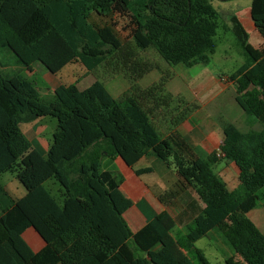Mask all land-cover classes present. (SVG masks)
Segmentation results:
<instances>
[{
    "label": "trees",
    "instance_id": "16d2710c",
    "mask_svg": "<svg viewBox=\"0 0 264 264\" xmlns=\"http://www.w3.org/2000/svg\"><path fill=\"white\" fill-rule=\"evenodd\" d=\"M93 13L129 17L137 48L188 68L211 64L223 18L209 0H0V55L9 50L29 72L35 62L54 75L74 63L92 72L122 49L113 26L92 23ZM251 16L264 38V0H252ZM230 22L248 59L229 80L238 106L263 128L242 132L225 123L227 145L205 158L179 132L162 136L139 96L119 101L95 80L83 90L62 83L45 102L26 76L0 70V177L14 174L26 191L15 198L0 181V264H211L195 243L215 228L244 264H264V230L249 217L264 203V49L249 43L236 16ZM46 117L57 127L44 156L21 125ZM149 155L172 164L176 190L192 188L205 205L185 232L175 233L173 216L163 211L133 233L112 199L120 182L102 169L103 159L119 157L133 168ZM222 159L238 168L239 190L214 172ZM51 180L60 198L47 187ZM29 228L46 243L38 252L23 238Z\"/></svg>",
    "mask_w": 264,
    "mask_h": 264
},
{
    "label": "rangeland",
    "instance_id": "374dc122",
    "mask_svg": "<svg viewBox=\"0 0 264 264\" xmlns=\"http://www.w3.org/2000/svg\"><path fill=\"white\" fill-rule=\"evenodd\" d=\"M212 5L223 16L220 22L218 35L216 36L217 50L211 56V64L208 65L219 77L232 75L240 66L247 62V55L239 46L231 31L230 12L227 11L226 2L209 0ZM90 21L99 26L110 24L122 40L121 51L113 59L105 62L92 72H89L82 64H70L58 76H52L42 65L37 68L36 74L29 75L27 71L15 66L8 74H23L33 80L39 88V97L42 101L54 100L51 88L55 89L62 83L76 84L80 90L90 86L95 80L102 81L108 91L117 100L122 101L127 95H136L144 103L150 112L151 120L162 134L171 129L182 127L202 128L203 115L210 113L213 118L206 121L213 130H221L225 123L235 124L242 132L249 130H261L263 125L254 117L247 115L234 101V94L230 91L214 96L213 90H204L200 80L204 77L201 66L192 68L184 65L171 66L162 60L155 49L142 50L136 47L132 36V24L130 18L119 14L113 17L92 14ZM6 53L3 56L6 58ZM10 65H14L15 56L9 52ZM2 57V59H4ZM4 61H8L4 59ZM148 91H152L148 95ZM122 105V103H121ZM44 121L45 131L37 133V128L32 124H23L22 130L32 138L44 137L49 142L52 140L56 130V120L46 117ZM159 161V160H158ZM141 164L157 166L150 157H144L139 161ZM162 163V161H161ZM167 165H172L165 162ZM167 167L164 165L163 168ZM161 170V169H160ZM165 175L171 177V172L166 169ZM214 172L226 183L230 190H239L240 182L238 172L232 162L223 160L214 166ZM160 172L155 175L159 178ZM145 177L151 175L146 174ZM0 181L17 194L18 188L23 186L12 173H5ZM53 190L52 185H49ZM260 230H264V203L258 201L255 208L249 213ZM179 230L176 228L175 233ZM182 230V232H185ZM224 231L215 228L208 236L203 237L195 243L196 247L204 254L211 264H244L235 254L234 250L226 243Z\"/></svg>",
    "mask_w": 264,
    "mask_h": 264
},
{
    "label": "crops",
    "instance_id": "0c3cea01",
    "mask_svg": "<svg viewBox=\"0 0 264 264\" xmlns=\"http://www.w3.org/2000/svg\"><path fill=\"white\" fill-rule=\"evenodd\" d=\"M251 3L252 0L226 1V5L228 6L227 11L230 12L228 16L229 19L231 16H236L239 19L249 35V43L252 46L255 48L264 49V38L258 32L251 16ZM4 52H7L6 58L3 56ZM9 52V50L5 49L0 55V70L6 74H8L9 71L14 70L15 66H18L16 64L10 65L8 63L11 59ZM2 57L8 61H4ZM76 64L79 63H74V65ZM42 65L43 64L41 62H35L33 64V72L27 71L23 66L20 67L24 71H27L29 75H33L36 74L37 68H40ZM196 66H201L202 68L200 71L202 74H204V77H202L200 80L202 89L208 91L213 90L214 96L230 91L234 94V101H236V87L234 82L229 80L230 75L224 74L225 77L221 78L217 76L216 73H214L213 70L208 66ZM44 68L46 67L44 66ZM65 68L60 73H58L57 76L61 74ZM48 73L51 74L49 71ZM51 75L56 76L54 74ZM35 85L37 86L36 83ZM254 88L255 90L258 89L255 85H252L250 90H253ZM50 90L54 89L51 88ZM212 118L213 116L208 113L207 115H203L201 117V119L204 120V126L202 128L190 126L187 127V125L184 124L182 127L178 126L176 129L169 130V132L166 133L164 137L168 138L172 133L179 132L182 137L186 139L188 144L193 149L195 155L198 157L205 158L207 155L213 152L221 153V148L225 147L227 143L221 130H213L210 128V124L206 123V121ZM45 119L46 118H42L34 122L24 124L33 123V128H37V133H43L46 127L43 121ZM23 133L30 140L33 147L36 148L42 155L46 156L51 141L49 142L44 137L40 136L35 138L29 137L24 132V130ZM146 157H150L153 163L159 164L161 168H158L157 166H149L148 164H141L139 162L133 168H131L127 166L119 157L114 159H103L102 169L111 171L120 182L112 194L113 201L121 210H123V217L125 218L129 228L133 233L139 231L163 211H168L173 216L178 230L184 231L186 225L193 224L195 218L202 212L205 206L204 203L202 200H200L199 196L192 188L187 187L182 190H176L177 188H175L174 185L177 182L178 177L173 165H167L164 161L161 163V160L158 161V159L153 155ZM223 160L225 159H222L221 161ZM232 164L236 168L239 178L238 168L233 162ZM164 165L167 167L163 168ZM146 167H152L154 169L153 172L148 173L151 175L150 177H145L144 175L146 174L137 175L135 173V170ZM166 169H169L171 172V177H169V175H165V172H167ZM158 172H160L159 178L155 177ZM50 184L52 185L53 190L50 188ZM46 185L56 197H61L60 186L58 184L51 180ZM5 186L10 194L15 198H20L26 193L25 189L21 190L20 187L17 186L19 192L14 194L7 187V185ZM23 238L35 252L40 251L46 244L41 236L33 228L27 229L23 233Z\"/></svg>",
    "mask_w": 264,
    "mask_h": 264
}]
</instances>
